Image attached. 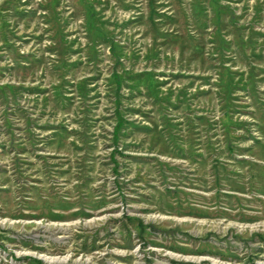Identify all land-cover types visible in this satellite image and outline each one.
Masks as SVG:
<instances>
[{
	"label": "rangeland",
	"instance_id": "rangeland-1",
	"mask_svg": "<svg viewBox=\"0 0 264 264\" xmlns=\"http://www.w3.org/2000/svg\"><path fill=\"white\" fill-rule=\"evenodd\" d=\"M0 264H264V0H0Z\"/></svg>",
	"mask_w": 264,
	"mask_h": 264
}]
</instances>
